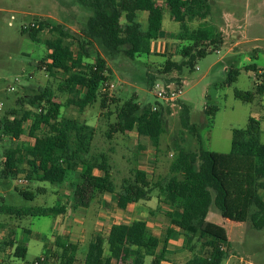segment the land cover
<instances>
[{
    "label": "trees",
    "instance_id": "trees-1",
    "mask_svg": "<svg viewBox=\"0 0 264 264\" xmlns=\"http://www.w3.org/2000/svg\"><path fill=\"white\" fill-rule=\"evenodd\" d=\"M79 1L93 12L80 35L45 18L35 21L37 27L28 30L22 27V32L33 41L46 45L48 54L41 62L46 66L40 67L52 77L63 74L65 78L58 90L68 93L71 98L66 105L59 103L53 89L46 87L21 99V107L11 109L5 115L4 121L0 122V131L12 141V147L4 154L0 176L15 180L25 175L31 183L37 181L53 187L75 182V205L84 209H88L96 199L101 203V196L111 194L117 208L125 211L131 205L151 201L154 192L158 191V210L164 206L170 209L166 215L171 223L165 236H155L144 220L130 224L115 223L107 238L98 234L89 243L82 264H118L126 246L136 239L138 243L130 248L128 264H147L148 257L152 258L151 264H162L166 261L170 240L176 230L186 237L185 248L194 253L188 264H225L231 257L229 238L222 226L207 220L213 204L227 220L250 223L256 230L264 229L261 120L251 118L246 129L234 130L229 153L213 152L203 147L196 151L177 148L170 176L155 181L136 166L118 184L111 155L93 149L97 128L61 116L64 106H75L83 112L100 99L104 114L109 117L114 114L110 107L115 104L116 122L111 125L108 138L137 132L140 138H147L159 149L165 133L164 107L159 103L156 104L159 106L157 109L153 105L142 106L135 99L120 105L106 87L112 76L107 61L98 55L95 63L89 64V48L97 44L110 56L124 54L131 60L152 55V43L163 34L166 7L171 19L180 25V31L171 36L182 43L178 53L185 60L178 64L172 60L173 55L165 56L168 59L161 72H181L184 67L194 69L197 59L220 51L225 43L223 33L207 22L211 13L209 0H163V7L157 4V0ZM141 13L148 14L145 26L140 20ZM196 21L205 23L192 29L190 24ZM45 31L51 37L44 39L42 34ZM251 69L257 72L255 93L235 90V98L243 103H253L256 95L264 96V73H260L255 65ZM238 76V70L232 71L227 84H234ZM155 82L156 79L149 76L151 88ZM174 82L182 85L178 80ZM217 110L214 107L207 109L206 113L213 117ZM181 123L201 141L198 126L190 122V109L184 105ZM27 124H30L28 130ZM25 136L27 140L23 141ZM18 182L21 185V182L28 183L23 178ZM45 190L38 187L34 192L15 187L19 195L31 201L43 195ZM66 212L67 206L63 204L36 208L0 206V214L18 218H56ZM56 244L62 251L47 249L44 254L47 259L55 264L78 263L77 244L68 241H57ZM198 244L199 250L194 252ZM9 247L15 248L13 257L26 258L25 246L16 241H5L1 252H6Z\"/></svg>",
    "mask_w": 264,
    "mask_h": 264
},
{
    "label": "rangeland",
    "instance_id": "rangeland-1",
    "mask_svg": "<svg viewBox=\"0 0 264 264\" xmlns=\"http://www.w3.org/2000/svg\"><path fill=\"white\" fill-rule=\"evenodd\" d=\"M160 7L165 6L163 0H157ZM211 13L207 22L218 31H224L225 44L220 51L208 53L204 58L197 59L194 69L184 67L181 72L162 73V65L172 56L173 61L181 64L185 59L179 54L182 43L173 39L172 34L180 31L179 23L171 19L165 9L163 21V38L152 43V55L131 60L124 54L110 56L99 45L93 44L90 50L89 64L95 63L98 55L108 63L112 72L111 79L106 85L111 97L119 100L122 105L129 99L142 105L157 103L163 108L165 133L161 137V145L156 149L150 140L140 138L137 132L115 134L109 139L107 133L116 122L117 105H111L107 116L98 99L92 106L81 112L75 106H64L62 118L74 119L97 128L94 148L111 155L114 167V178L120 184L122 179L130 175L136 166L145 170L156 180L170 176L171 164L176 157L177 148L196 151L203 147L205 150L229 153L232 149L234 130L246 129L251 118L261 120V141L264 143V96L256 95L253 103H243L235 98V90L255 93L257 72L251 69L255 65L260 73H264V0H209ZM0 122L11 109L21 107L20 100L50 87L56 94V101L64 105L70 100L68 93L59 92L58 88L65 76L58 74L50 76L41 64L48 54L43 42L33 41L22 32V27L31 25L38 18L48 19L56 24H62L66 29L82 33L88 19L93 15L79 0H0ZM8 10L14 11L9 13ZM146 15V14H145ZM15 20L12 21L11 17ZM146 17V16H145ZM145 18H141L145 26ZM205 22L196 21L190 24L197 29ZM12 24V25H11ZM43 38H49V32H43ZM236 36H241V45L230 50ZM186 43H183V45ZM77 49V47L75 48ZM42 68H41V67ZM238 70L237 81L228 85L227 81L232 71ZM149 76L160 83L180 81L183 93L179 102L167 103L157 99L149 83ZM114 88L110 89L109 85ZM119 105V106H120ZM190 109V122L198 126L201 141L193 136L190 130L183 128L181 123L182 106ZM118 106V107H119ZM217 108L213 117L207 109ZM11 119V118H10ZM30 124L26 125L28 130ZM27 137L23 138L26 141ZM12 147V141L0 131V172L6 150ZM26 179L21 182L19 179ZM75 182L61 187H53L48 183H31L25 175L15 180L4 179L0 176V206L17 208H36L63 204L69 206L68 213L59 217L28 216L18 218L0 214V260L2 264L31 263L44 255L47 249L62 251L57 247V241H77L78 263L82 264L89 243L98 234L108 237L114 223L132 222L136 217L132 212L117 208L112 195L101 196L102 202L96 199L88 209L74 207L73 188ZM20 186L31 191L38 187L45 188L43 195L34 201L27 200L15 191ZM158 191L153 194V202L148 205L155 207ZM140 208L141 206L135 205ZM144 207H142L143 209ZM166 210V209H165ZM147 214V210H144ZM157 210L147 217H142L149 223V229L160 237L165 236L167 229L164 220L166 213L157 214ZM74 219V220H73ZM207 220L222 226L228 234L231 264H264V229L256 230L250 223L233 222L223 218L221 210L214 204L211 206ZM72 225H78L77 233H64ZM61 234H58V228ZM160 224L162 226H160ZM84 231V236L83 232ZM180 239V240H179ZM186 237L176 232L169 245L166 261L162 264H188L193 257L185 246ZM5 241H16L27 248L25 259L13 257L15 248L9 247L1 252ZM138 243L136 239L127 245L118 264L130 263V248ZM200 244L194 252H198ZM108 253V243L105 244ZM11 257V258H10ZM4 260V261H3ZM151 264L152 258L146 259ZM226 264V263H225Z\"/></svg>",
    "mask_w": 264,
    "mask_h": 264
},
{
    "label": "crops",
    "instance_id": "crops-1",
    "mask_svg": "<svg viewBox=\"0 0 264 264\" xmlns=\"http://www.w3.org/2000/svg\"><path fill=\"white\" fill-rule=\"evenodd\" d=\"M0 11H2V9H0ZM8 12L9 13H13L14 11H12V10H8ZM146 14V15H145ZM146 16V17H145ZM145 18L146 20H145V25H146V22H147V18H148V14L147 13H141L140 14V20H141V18ZM221 31V30H220ZM222 33H223V35L225 36V34H224V31H221ZM164 37V35L162 34V36H161V38H163ZM236 39H237V41L236 42H233V44H232V46H231V49L230 50H234L235 48H237L238 46H240L241 45V36H236L235 37ZM224 39H225V41H226V38L224 37ZM225 44V43H224ZM152 53H153V49H152ZM106 195H111V194H106ZM113 196V195H112ZM154 198V197H153ZM153 198H152V200H153ZM142 201V202H140L139 204H136V205H139V206H141L140 208H137V207H135V205H131V206H129L128 208H127V210H125V211H129V212H132L133 213V215H135L136 217L133 219V221L132 222H130V223H133L134 221H138V220H142L141 218L142 217H144V215H145V217H147L148 215H150V214H152L153 213V210H157V212L159 213V215H160V213L161 214H163L164 212H169L170 211V209H168L167 207H162L160 210H158V207H159V197H158V200H157V205L155 206V207H152V206H148V205H150L153 201ZM73 204H75V201H74V203ZM74 207H76V205H74ZM142 207H144L143 209H142ZM77 208V207H76ZM211 208V207H210ZM147 210V214H145V212H144V210ZM166 209V210H165ZM68 210H69V206H67V212L66 213H68ZM66 213L64 214V215H66ZM157 213V214H158ZM62 216V215H61ZM59 217V216H58ZM165 220H164V223H165V225H167L166 226V229L168 230V228L170 227V218L166 215L165 216ZM74 220V219H73ZM145 221V220H144ZM129 222H127V223H125V224H130ZM148 223V222H147ZM115 224V223H114ZM58 225V223H56V227L58 228V234H61V229L59 228V226H57ZM68 226L69 227H71L68 231H65L64 233H66V234H68V235H70L71 233H77V231L79 230V228H81V227H78V225H76L77 227H75V225H72V222L71 223H68ZM113 226V225H112ZM111 226V227H112ZM160 226H162L161 224H160ZM148 227H149V223H148ZM111 229V228H110ZM176 232H178V233H180L181 234V236H184L179 230H176ZM175 232V233H176ZM83 233V236H84V231L82 232ZM153 233V232H152ZM174 233V234H175ZM155 236H158V237H160L159 235H157V233H153ZM174 234H173V236H172V238H171V240H170V244L169 245H171V242H172V240H173V238H174ZM94 239H95V237H94ZM93 239V240H94ZM92 240V241H93ZM180 240V239H179ZM77 241H83L82 239H80V238H78V239H76V241H71L70 243H76ZM232 258V256L229 258V260H227V262H226V264H231V262H229L230 261V259ZM1 261V260H0Z\"/></svg>",
    "mask_w": 264,
    "mask_h": 264
},
{
    "label": "built area",
    "instance_id": "built-area-1",
    "mask_svg": "<svg viewBox=\"0 0 264 264\" xmlns=\"http://www.w3.org/2000/svg\"><path fill=\"white\" fill-rule=\"evenodd\" d=\"M11 20L14 21L15 17L12 16ZM34 27H37L36 22L32 23L31 25L23 26V28L26 30ZM109 88L110 89L114 88V85L110 84ZM152 90L154 91V94L157 97V99L161 100L162 102L175 103L179 100L180 95L183 93V86L179 85L177 82L174 81H167L165 83H160L159 81H156L152 87ZM154 108L157 109L156 107ZM0 264H2V261H0ZM13 264H19V263H13ZM24 264H55V263L47 259L44 255H42L39 258H37L34 262L24 263Z\"/></svg>",
    "mask_w": 264,
    "mask_h": 264
}]
</instances>
